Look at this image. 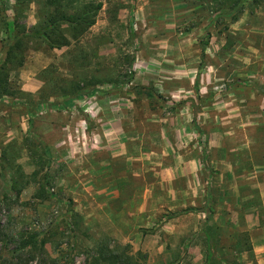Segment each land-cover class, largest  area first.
<instances>
[{"label": "rangeland", "instance_id": "rangeland-1", "mask_svg": "<svg viewBox=\"0 0 264 264\" xmlns=\"http://www.w3.org/2000/svg\"><path fill=\"white\" fill-rule=\"evenodd\" d=\"M90 1L57 47L45 0H0V62L7 27L37 32L0 96V252L44 239L82 264L106 241L205 264L208 234L211 264H264V0Z\"/></svg>", "mask_w": 264, "mask_h": 264}, {"label": "trees", "instance_id": "trees-1", "mask_svg": "<svg viewBox=\"0 0 264 264\" xmlns=\"http://www.w3.org/2000/svg\"><path fill=\"white\" fill-rule=\"evenodd\" d=\"M22 1L16 0L17 3H22ZM214 1L231 9H241L245 0ZM253 1L259 4L262 0ZM76 2L77 0H45L46 6L51 10V16L47 19L43 31H48L55 36L56 39L51 35H47L57 47L69 43V40L60 32L59 26L61 24H66L70 27V34L73 38L82 36L94 24L96 14L103 6L102 2L95 3L93 1L77 6ZM14 25L13 29L7 27V36L2 41L4 59L0 62V96L10 93L11 87L8 72L21 65L25 40L29 36L37 34V32L19 25L18 22H15ZM59 42H61V45ZM20 242L19 251L13 252L10 260L0 252V264H22L23 262L19 255L20 250H25L29 260L37 259V264H58L57 259L47 256L45 251L46 241L44 239H20ZM206 243L208 254L205 264H211L213 252L210 249L211 238L208 234H206ZM140 255H142L140 252L137 255L130 253L127 250V245L124 247L121 245L110 246L106 241H101L93 248L87 250L82 264H144L145 257L141 258L139 257Z\"/></svg>", "mask_w": 264, "mask_h": 264}, {"label": "crops", "instance_id": "crops-1", "mask_svg": "<svg viewBox=\"0 0 264 264\" xmlns=\"http://www.w3.org/2000/svg\"><path fill=\"white\" fill-rule=\"evenodd\" d=\"M253 251L260 262L264 263V238L253 240Z\"/></svg>", "mask_w": 264, "mask_h": 264}]
</instances>
